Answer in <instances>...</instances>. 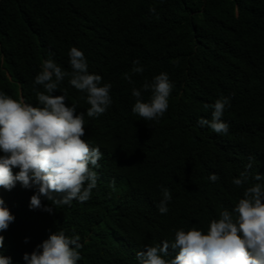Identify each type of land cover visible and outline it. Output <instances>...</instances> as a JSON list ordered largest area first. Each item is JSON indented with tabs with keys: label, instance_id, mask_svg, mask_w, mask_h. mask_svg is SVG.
Wrapping results in <instances>:
<instances>
[{
	"label": "trees",
	"instance_id": "obj_1",
	"mask_svg": "<svg viewBox=\"0 0 264 264\" xmlns=\"http://www.w3.org/2000/svg\"><path fill=\"white\" fill-rule=\"evenodd\" d=\"M70 47L111 85L108 108L84 116V138L101 153L96 187L70 206L42 199L51 213L30 210L33 190L18 182L0 188L14 217L0 231V255L12 264H23L22 254L58 228L79 237L76 264H136L145 245L171 241L178 228L206 229L222 209L231 211L254 183H231L245 164L264 175V0H0V92L35 105V91H43L33 85L40 62L50 57L70 71ZM133 59L143 72H130ZM160 72L173 85L168 107L158 120H144L131 112V88ZM68 78L52 95L85 112V94ZM149 94L142 93L145 100ZM221 95L230 97L223 135L195 124L211 118L204 105ZM209 173L218 179L208 181ZM163 187L171 199L160 214ZM166 252L172 258L176 250Z\"/></svg>",
	"mask_w": 264,
	"mask_h": 264
},
{
	"label": "clouds",
	"instance_id": "obj_2",
	"mask_svg": "<svg viewBox=\"0 0 264 264\" xmlns=\"http://www.w3.org/2000/svg\"><path fill=\"white\" fill-rule=\"evenodd\" d=\"M151 13L154 9L149 8ZM70 71H64L50 57L40 62L33 85L36 104L15 100L0 92V188L10 190L18 182L22 188L32 189L28 208H40L51 213L52 207H41V200L70 206L73 199L84 202L96 187V173L101 158L99 147L84 138V116L96 117L111 104L110 83L101 84V76L87 71L83 52L76 47L67 51ZM131 73L143 72L139 61H131ZM64 77L75 90L85 94L89 107L76 111L75 105L66 106L65 96L52 95ZM124 79L131 83L128 73ZM168 74L160 72L151 80L145 79L139 88H131L134 104L131 112L144 120H158L168 107L172 89ZM62 91V90H61ZM149 92L147 100L142 93ZM229 96H219L211 104L210 119L197 117V127H207L217 134H225L228 125L221 116L229 106ZM251 159V158H249ZM251 163L232 179L237 187L246 186L231 211L222 209L218 219L208 222L206 229L189 227L174 231L171 241L161 240L135 253L136 264H264V175L249 173ZM12 169H18L13 174ZM208 181L218 177L209 173ZM161 199L155 205L165 214L171 199L166 187L160 189ZM14 217L0 200V231L7 229ZM4 237L0 235V246ZM26 241V238H25ZM79 237L68 236L62 228L48 234L31 253L21 256L23 264H76L81 259ZM176 250L169 258L166 249ZM0 264H12L8 256L0 255Z\"/></svg>",
	"mask_w": 264,
	"mask_h": 264
}]
</instances>
